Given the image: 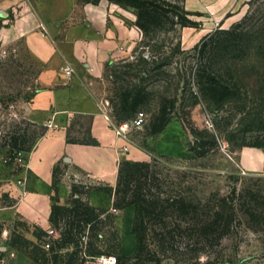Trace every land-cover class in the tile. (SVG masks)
<instances>
[{
  "label": "rangeland",
  "instance_id": "rangeland-1",
  "mask_svg": "<svg viewBox=\"0 0 264 264\" xmlns=\"http://www.w3.org/2000/svg\"><path fill=\"white\" fill-rule=\"evenodd\" d=\"M101 1L89 4L99 5ZM107 1L108 4L119 6L115 11L109 10V14H123L128 18L127 24L140 30L141 34L132 43L128 53L107 64L104 71V77L108 80L104 104L109 119L116 123V130L123 121L116 110L121 91L132 84H140L146 85L149 92L148 99L140 108L147 113L146 123L141 128L132 129L126 136H121L130 142L132 153L136 154L125 160L155 163L165 178L166 188L182 192L188 200L205 204L212 203L213 201L209 202L210 199L220 196L234 198L242 210L241 224L238 223L235 231L217 246L214 254L231 259L235 264H264V232L251 229L248 215L243 213L245 210L251 212L264 206V164L254 171H248L241 164L243 155L248 151H260L264 156V147L242 148L240 145L243 140H264V63L253 56L248 60L230 62L236 77L225 75V78L238 84L241 96L225 103L220 109H216L198 93L193 79L197 57L194 47L203 36L219 26L230 27L249 10L264 9V0H258L253 6L246 3L235 13L229 11L220 22L211 21L209 16L199 11H191L200 14L190 15L199 23V27L177 26L170 29L166 26L149 35H144L136 25L135 8ZM76 4L82 8L76 10V16L80 17L82 14L81 20L84 24L88 19L84 7L88 3L76 0ZM133 19L134 21H130ZM71 21L62 22V27L68 28L74 20ZM184 34H189L186 43L183 41ZM43 65L34 59L24 38L6 46L0 43V264H38L31 254L32 241L36 242V227L57 235L50 221L48 225L42 226L34 221L28 222L20 215L9 218L2 213L3 209L17 202L9 187L15 183L20 185L18 176L26 168V157L22 153L29 152L23 151L18 158L13 159L7 145L10 134L16 130L22 134L27 132L28 135L30 132L36 143L53 126L51 121L45 124L32 121L29 117V104L40 89L37 78ZM216 66L225 74L224 64ZM163 96H177L179 101L171 122L162 133L154 136L149 133V128ZM184 119L191 120L198 129H207L215 135L217 148L204 157H198L189 151V144L193 143L194 137L184 127ZM43 132L44 135L40 136ZM71 136L79 137L74 133L69 134ZM65 173L61 165H55L53 183L56 174L62 184ZM73 180L71 190L74 183L93 186L108 184L86 178ZM93 192L88 196L89 200L98 194ZM70 194L71 191L64 198L67 199ZM134 214V206L115 210V225L122 239V256L133 255L136 250V239L132 233ZM202 259L205 260L206 256L203 255ZM86 264L136 263L133 260L119 262L115 255H111L97 256ZM161 264L177 263L174 258H165Z\"/></svg>",
  "mask_w": 264,
  "mask_h": 264
},
{
  "label": "trees",
  "instance_id": "trees-1",
  "mask_svg": "<svg viewBox=\"0 0 264 264\" xmlns=\"http://www.w3.org/2000/svg\"><path fill=\"white\" fill-rule=\"evenodd\" d=\"M98 3L99 0H82ZM137 10L136 25L144 35L170 27H199L186 10L185 0H110ZM258 0H250L255 5ZM196 69L193 74L198 93L216 109L240 98L241 89L225 75L235 78L231 61L255 57L264 63V9L248 11L228 28H216L196 44ZM217 64L225 65V74ZM146 85L132 84L119 94L117 114L130 119L148 99ZM178 97L163 96L159 110L153 117L149 133H162L171 122ZM183 125L194 137L189 151L198 157L210 154L218 146L215 135L200 130L189 119ZM44 135V132L40 136ZM32 135L18 130L10 134L8 150L12 158L35 146ZM241 147H264V140L241 142ZM54 195L49 221L57 232L54 236L44 228L36 227L32 241V258L38 264H86L97 256L115 255L120 262L133 260L136 264H161L165 258H174L177 264H235L231 259L215 255L217 246L241 224L242 211L230 196L210 199L212 203L188 200L182 192L166 188L165 178L155 163L145 160H125L120 163L117 183L72 185L70 196L61 201L62 184L54 174ZM98 193L89 200L90 193ZM92 193V194H93ZM86 196L88 198H86ZM135 207L132 233L136 239L133 255L122 256V239L115 225V210ZM258 207V206H257ZM249 227L264 232V206L245 210ZM206 259L203 260L202 256Z\"/></svg>",
  "mask_w": 264,
  "mask_h": 264
},
{
  "label": "crops",
  "instance_id": "crops-1",
  "mask_svg": "<svg viewBox=\"0 0 264 264\" xmlns=\"http://www.w3.org/2000/svg\"><path fill=\"white\" fill-rule=\"evenodd\" d=\"M248 1L185 0L184 5L220 22ZM117 7L107 0L99 5L88 3L84 7L88 19L83 24L82 14L76 16V10L82 9L76 0H0L1 45L24 38L34 59L44 64L37 78L40 89L29 104V117L53 123L31 151L22 153L26 168L18 176L20 185L9 187L17 202L2 212L9 218L20 215L28 222L48 225L57 164L66 172L61 191L65 202L73 179L115 186L121 161L136 155L130 142L116 134V123L109 119L104 104L107 64L126 55L141 35L123 14H109ZM66 20L74 21L63 28ZM188 35H183L184 43ZM66 66L74 70L70 78L64 73ZM72 133L79 137H69ZM263 160L262 152L251 150L243 155L241 164L254 171L263 166Z\"/></svg>",
  "mask_w": 264,
  "mask_h": 264
},
{
  "label": "built area",
  "instance_id": "built-area-1",
  "mask_svg": "<svg viewBox=\"0 0 264 264\" xmlns=\"http://www.w3.org/2000/svg\"><path fill=\"white\" fill-rule=\"evenodd\" d=\"M73 68L71 66L65 67V74L67 77H71L73 75ZM147 113L143 110H139L134 117L123 120L117 127L116 133L120 136H126L129 131L132 129H138L144 126L147 121Z\"/></svg>",
  "mask_w": 264,
  "mask_h": 264
}]
</instances>
